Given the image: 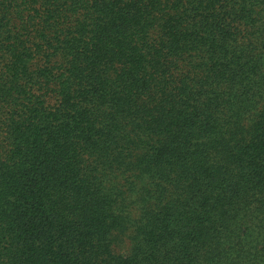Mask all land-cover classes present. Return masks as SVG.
Instances as JSON below:
<instances>
[{
  "label": "trees",
  "instance_id": "16d2710c",
  "mask_svg": "<svg viewBox=\"0 0 264 264\" xmlns=\"http://www.w3.org/2000/svg\"><path fill=\"white\" fill-rule=\"evenodd\" d=\"M0 264H264V0H0Z\"/></svg>",
  "mask_w": 264,
  "mask_h": 264
}]
</instances>
